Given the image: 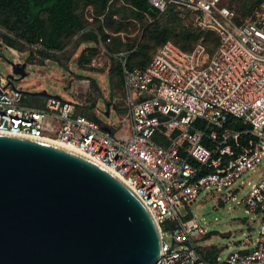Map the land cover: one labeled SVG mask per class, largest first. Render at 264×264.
Here are the masks:
<instances>
[{"label": "built area", "instance_id": "2783aa9c", "mask_svg": "<svg viewBox=\"0 0 264 264\" xmlns=\"http://www.w3.org/2000/svg\"><path fill=\"white\" fill-rule=\"evenodd\" d=\"M223 1L148 0L160 13L169 5L189 13L219 41L211 54L200 42L185 52L166 41L143 68L127 69L120 53L128 125L115 136L71 101L25 104L15 80L0 75V133L57 141L108 168L159 229L161 253L153 264H210L198 251L208 232L179 209L203 190L250 214L246 248L216 264H264V176L252 181L264 171V2L237 20ZM230 117L240 128L227 126Z\"/></svg>", "mask_w": 264, "mask_h": 264}, {"label": "water", "instance_id": "95a60500", "mask_svg": "<svg viewBox=\"0 0 264 264\" xmlns=\"http://www.w3.org/2000/svg\"><path fill=\"white\" fill-rule=\"evenodd\" d=\"M14 54L8 83L27 75ZM160 253L155 221L117 176L46 140L0 133V264H153Z\"/></svg>", "mask_w": 264, "mask_h": 264}, {"label": "rangeland", "instance_id": "374dc122", "mask_svg": "<svg viewBox=\"0 0 264 264\" xmlns=\"http://www.w3.org/2000/svg\"><path fill=\"white\" fill-rule=\"evenodd\" d=\"M229 1L240 18H243L244 11L256 5V0ZM242 4L245 6L242 7ZM76 11L81 17L83 28L66 38L60 50L49 51L54 60L42 56L41 45H28L0 27V75L9 73V61H13L14 53H17L21 63L27 64V75L15 81L16 88L27 92L45 90L48 94L71 101L83 108L88 116H95L97 121L111 126L114 130L112 135L115 136L125 132L128 123L125 121L127 116L117 77L115 76L113 84L109 85L108 73L115 61H119L117 57H121L120 53H127L126 45L137 41L148 42L149 55L156 51L159 43L142 38L144 26L153 19L147 15L137 16L131 7L121 0H110L101 11L95 3L78 2ZM176 11L185 26H195L189 13L177 9ZM1 34L12 37L15 47L6 46L1 41ZM84 35H88V38H84ZM169 42L172 43L171 40ZM199 42L200 39L197 44ZM28 96L31 95L24 94L23 102L31 106H36L44 99L33 96L31 101H27ZM106 112L107 116L104 115ZM250 174L251 171L243 178ZM263 176L264 171L258 170L252 181ZM243 193L244 191L238 193L237 199ZM179 209L181 213L189 212L190 216H194L198 223L205 227L211 235L201 239V245L220 247L221 258L246 248L243 245L245 233L248 231L245 219L250 218V214L236 206L235 201L219 204L215 195L203 190L189 207ZM257 228L254 224L253 238ZM165 241L170 244V236L166 235Z\"/></svg>", "mask_w": 264, "mask_h": 264}, {"label": "trees", "instance_id": "16d2710c", "mask_svg": "<svg viewBox=\"0 0 264 264\" xmlns=\"http://www.w3.org/2000/svg\"><path fill=\"white\" fill-rule=\"evenodd\" d=\"M110 0H0V27L8 33H13L15 38H19L28 45H41L42 56L44 58L53 59L49 51L60 50L64 40L73 35L77 30L83 28L80 15L76 11V4L95 3L99 6L100 11L103 10ZM128 4L134 13L142 17L144 15L153 19L144 26L142 38L147 41H153L159 46L166 41L171 40L172 43L185 52L193 50L197 41L200 39L208 52L211 54L219 41L215 31L201 29L197 26H185L182 19L178 16L175 7L169 5L166 10L160 13L154 8L148 0H121ZM229 0L223 3L232 9ZM263 0H256L255 6L243 12V17L249 15L251 11L258 6ZM245 5L242 4V7ZM233 10V9H232ZM243 11V10H242ZM159 16H162L158 19ZM236 19H240L236 14ZM88 35H84V38ZM1 41L9 48H14V40L7 34H1ZM128 48L125 54V66L127 69L143 68L152 58L149 55L148 42H136L126 45ZM83 56V54L81 55ZM119 61H115L114 66L109 70L108 82L113 84V78L117 77L118 86L122 92V104H124L123 95V79H122V57H117ZM33 96H28L27 101H31ZM43 100L37 104L41 105ZM36 105V106H37ZM124 109V108H123ZM119 111L121 109H118ZM125 110V109H124ZM78 112L84 114L90 119L97 120L95 116H88L84 113L83 108H79ZM240 120L230 117L227 126L237 128L240 126ZM245 127V126H244ZM240 128V127H238ZM190 217V214L187 215ZM210 233L203 238L210 237ZM202 258L210 263L216 264L217 257L220 255L221 248L213 245H202L199 247Z\"/></svg>", "mask_w": 264, "mask_h": 264}, {"label": "bare ground", "instance_id": "6f19581e", "mask_svg": "<svg viewBox=\"0 0 264 264\" xmlns=\"http://www.w3.org/2000/svg\"><path fill=\"white\" fill-rule=\"evenodd\" d=\"M47 142H49V143H52V144H55V145H58V146H61V147H64V148H67V149H69V150H72V151H75V152H77V153H79V154H81V155H83L84 157H87V158H89L88 156H86L85 154H83L82 152H80V151H78L77 149H75V148H71V147H69V146H67V145H64V144H62V143H60V142H57V141H52V140H46ZM89 159H91V158H89ZM93 160V159H92ZM94 161V160H93ZM96 162V161H95ZM96 163H98V162H96ZM98 164H100V163H98ZM101 165V164H100ZM102 167H104L105 169H107L109 172H111L108 168H106L105 166H103V165H101ZM112 173V172H111ZM113 174V173H112Z\"/></svg>", "mask_w": 264, "mask_h": 264}]
</instances>
